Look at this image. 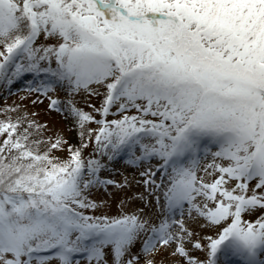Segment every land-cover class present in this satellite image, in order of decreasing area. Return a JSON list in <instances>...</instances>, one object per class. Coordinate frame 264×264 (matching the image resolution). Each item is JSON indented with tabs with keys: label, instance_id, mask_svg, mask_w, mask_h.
<instances>
[{
	"label": "snow or ice",
	"instance_id": "6c2138e0",
	"mask_svg": "<svg viewBox=\"0 0 264 264\" xmlns=\"http://www.w3.org/2000/svg\"><path fill=\"white\" fill-rule=\"evenodd\" d=\"M20 80L78 143L0 109V264H264V0H0ZM120 161L144 191L110 216Z\"/></svg>",
	"mask_w": 264,
	"mask_h": 264
},
{
	"label": "rangeland",
	"instance_id": "374dc122",
	"mask_svg": "<svg viewBox=\"0 0 264 264\" xmlns=\"http://www.w3.org/2000/svg\"><path fill=\"white\" fill-rule=\"evenodd\" d=\"M25 87V81L20 80L12 84L11 86L6 84H0V109L7 107H15L17 105L21 106V111L35 112L37 113L36 119L41 123H44L48 126L49 132L48 135H52L53 138L55 135H62L69 143H78V136L75 128L72 125L70 120H66L64 115L61 112H57L49 108V100L43 96L40 97V100L43 102H37L33 104L32 101L37 99V94L28 93L22 91ZM53 98L63 99V94H52ZM99 97H93V103L98 107L100 104ZM81 106L88 109L87 105L81 103ZM18 113H11L13 118ZM3 117V115H0ZM110 119L112 117H109ZM95 127V125H93ZM91 149H89L90 151ZM67 157V152L63 153ZM125 177L128 178L129 186L123 189L116 188L114 185H109L107 191L101 188L96 195L99 197V200H104L106 203L101 209L102 212L107 213L110 216H117L121 212L120 202L126 201L123 211L131 213L135 211L138 207L141 206V202L138 199L140 193L144 191V186L138 184L137 181L142 178L139 176V173L134 169L127 167L123 161H120L112 168L111 172L104 173L103 178L113 179L117 184H123ZM158 179V178H157ZM98 200V202H99ZM99 214V213H97ZM205 235L213 234L211 230L205 231ZM140 247L139 244L136 245V249ZM135 250V249H134ZM199 255V253H197ZM159 259V257H157ZM81 264H88L87 260L82 259Z\"/></svg>",
	"mask_w": 264,
	"mask_h": 264
},
{
	"label": "trees",
	"instance_id": "16d2710c",
	"mask_svg": "<svg viewBox=\"0 0 264 264\" xmlns=\"http://www.w3.org/2000/svg\"><path fill=\"white\" fill-rule=\"evenodd\" d=\"M3 118H4V116L3 117L0 116V119H3Z\"/></svg>",
	"mask_w": 264,
	"mask_h": 264
}]
</instances>
